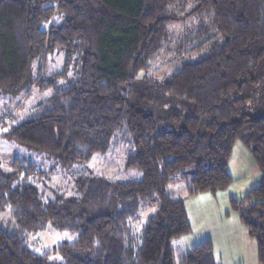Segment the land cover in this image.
<instances>
[{
  "label": "trees",
  "instance_id": "trees-1",
  "mask_svg": "<svg viewBox=\"0 0 264 264\" xmlns=\"http://www.w3.org/2000/svg\"><path fill=\"white\" fill-rule=\"evenodd\" d=\"M194 15L199 20L169 45L172 24ZM56 48L65 67L47 75ZM168 52L177 53L168 63L176 68L159 79L151 68ZM70 67L78 72L73 82L0 135L43 153L53 161L48 172L69 169L76 193L46 195L38 176L29 178L43 172L32 159L0 165V210L13 207L0 226V264H217L210 237L176 247L192 222L170 185L194 166L188 195L227 188L237 138L262 180L231 203L264 264V113L241 111L264 72V0H0V95L45 87ZM118 143L139 177L115 179L90 167ZM48 227L77 233L55 248L60 260L31 246Z\"/></svg>",
  "mask_w": 264,
  "mask_h": 264
},
{
  "label": "rangeland",
  "instance_id": "rangeland-1",
  "mask_svg": "<svg viewBox=\"0 0 264 264\" xmlns=\"http://www.w3.org/2000/svg\"><path fill=\"white\" fill-rule=\"evenodd\" d=\"M184 5L186 10H190L192 3L186 2ZM176 10L181 11V15H184V8H177ZM198 20L197 16L194 15L175 21L172 24V41L169 42V45L180 35L178 33L181 30L185 28L189 30V27ZM202 52L204 51H198L197 55ZM176 57L177 53L172 52H168L160 58L158 57L151 71L159 79L169 76L175 70L176 65L173 62L168 63ZM192 58H195V55H192ZM64 67V51L56 48L48 55L46 74L50 75ZM157 68L160 69L155 72ZM33 72L37 73V66H35ZM77 73L75 67H70L67 74L55 77L54 83L50 85L45 87L34 85L29 93L0 95V133L2 130L7 129L10 124L27 118L41 99L52 94L56 88L73 82L77 78ZM263 100L264 72L258 83L249 90V97L242 106L241 111L252 112L254 116L263 114ZM162 111V108H157L154 113L158 116L162 115ZM9 118L10 120L7 121ZM4 119H6V122L3 121ZM160 126L175 127L177 125L171 122H161ZM126 154L127 149L125 146L118 143L107 154H95L90 161V167L99 174L115 179L139 177L141 172L138 169L126 166ZM17 156L34 160L37 169L43 171L34 172L29 178L35 180L36 178L32 175L36 174L38 176L37 182L40 181V188L46 192V195L54 197L57 193L66 195L76 193L74 177L69 169H55L53 172H48L47 170L51 168L53 161L46 159L43 153L0 135V165L10 169L11 161ZM228 168L233 176V181L227 188L217 192H201L196 195H188L187 192V184L195 171V167L189 166L182 169V172L177 173V175L184 173L187 176L172 183L170 187H172L176 197L184 198L192 222V230L173 241L178 249L184 250L205 237H210L213 242L214 257L217 264H260L256 237L250 234L249 228L242 222L231 203L232 195L238 193L244 195L252 187L260 184L262 180V171L256 158L240 138H237L233 144ZM150 208L153 209L154 207ZM12 211L13 207L11 205H7L5 209L0 210V226L7 227V223L12 217ZM146 212V209L141 212L142 219H140V223L145 220ZM138 233L140 234L139 230ZM76 237V232L48 227L34 236L31 246L41 253L48 251L51 259L60 260L62 259V253L55 248L64 241H74Z\"/></svg>",
  "mask_w": 264,
  "mask_h": 264
},
{
  "label": "crops",
  "instance_id": "crops-1",
  "mask_svg": "<svg viewBox=\"0 0 264 264\" xmlns=\"http://www.w3.org/2000/svg\"><path fill=\"white\" fill-rule=\"evenodd\" d=\"M245 194H246V193H245ZM232 196H233V195H232ZM234 196H243V194H239V193H238L237 195H234ZM205 238H206V237H205Z\"/></svg>",
  "mask_w": 264,
  "mask_h": 264
}]
</instances>
